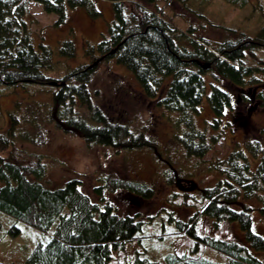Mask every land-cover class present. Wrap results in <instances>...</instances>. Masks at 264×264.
Masks as SVG:
<instances>
[{
	"label": "trees",
	"instance_id": "1",
	"mask_svg": "<svg viewBox=\"0 0 264 264\" xmlns=\"http://www.w3.org/2000/svg\"><path fill=\"white\" fill-rule=\"evenodd\" d=\"M29 1L38 3L45 13L57 15L58 22H63L68 9L74 8H85L92 18L101 15L94 0H0V92L2 87L33 86L41 91L45 88L50 96L43 106L42 122L32 118L34 114L28 119L20 117L16 112L20 101H15L8 111V126L0 133V212L49 234L47 241L33 247L23 264H108L126 243L138 238L141 222L137 215H120L104 192L123 190L150 199L154 189L143 181L108 177L105 183L94 187L98 199L93 200L81 190L77 178L48 187L43 181L45 166L41 159L14 146L15 135L20 132L25 141L42 145L44 127L52 124L64 133L80 135L88 146L152 150L157 146L155 140L132 127L134 118L128 117L127 106L124 110L127 103L109 102L108 96L106 102L93 100L90 82L96 68L102 61L114 60L133 73L144 98L175 116L173 139L185 155L201 159L222 136L226 109L235 111L231 94L216 82L209 81L206 94L204 77L208 72L230 82L243 102L255 100L264 107V62L254 54L264 49V24L253 37L224 28L234 38L225 37L211 47L206 41L192 38L193 27L187 33H178L177 27L163 16V9L156 6L157 0H107L112 3L114 18L107 36L86 46L84 54L90 64L73 67L58 79L49 74L55 62L54 50L43 42L34 45L25 20ZM175 1L199 16H204L201 11L209 2ZM224 1L238 8L248 2ZM148 5L154 9L148 10ZM57 52L59 58H73L76 48L71 39H65ZM246 56L255 59L256 66L247 65ZM200 64L209 67L204 69ZM204 98L212 114L210 133L208 128H198L194 120ZM8 146L11 149L3 154ZM211 166L217 176L198 194L171 193V204L177 198L183 205L195 207L196 212L185 221L177 218L172 208L175 229L168 233L172 235L171 243L184 235L192 246L182 254L168 252L163 263L264 264L260 257L264 254V238L252 229L254 207L264 223V132L246 135L242 145L235 144L225 158ZM176 178L173 170L165 171L169 186ZM199 215L214 220L215 229L223 221L237 223L247 244L198 233L195 220ZM8 231L16 236L20 228L14 225ZM163 234L158 235L160 239ZM208 250L222 254L225 261L203 256ZM145 263L131 260V264Z\"/></svg>",
	"mask_w": 264,
	"mask_h": 264
},
{
	"label": "rangeland",
	"instance_id": "2",
	"mask_svg": "<svg viewBox=\"0 0 264 264\" xmlns=\"http://www.w3.org/2000/svg\"><path fill=\"white\" fill-rule=\"evenodd\" d=\"M94 6L101 13L98 18H92L85 8H74L68 9L63 22H58L57 15L45 13L38 3L29 1L25 20L35 47L43 42L54 50L55 62L50 75L60 79L69 69L84 63L90 64L84 54L86 46L95 45L107 36L108 26L114 18L110 1L94 0ZM156 6L163 9V16L177 27L178 33H187L188 28L193 27L192 38L206 41L211 47L217 46L225 37L234 38L224 28L253 37L264 24V0H248L240 8L224 0H209L201 11L205 17L186 10L184 5L175 0H157ZM146 8L151 11L154 6L148 5ZM65 39H71L75 45L76 53L73 58L58 57V46ZM254 54L264 62V49L256 50ZM245 63L256 66V60L248 56ZM204 78L206 94L210 88L209 81L216 82L231 94L235 111L233 108L226 109L222 120V136L201 159L185 155L180 144L173 139L176 131L173 126L175 116L144 98L133 73L114 60L102 61L96 68L90 82L93 100L96 103L106 102L108 96L111 100L109 102L122 100L127 103L124 110L127 106L128 117L134 118L132 127L143 130L155 140L157 146L152 150L140 148L128 151L100 145L88 146L80 135L64 133L52 124L44 127L45 140L42 145L25 141L20 132L15 135L14 146L41 159L45 166L43 181L48 187L59 186L66 180L77 178L80 180L81 190L93 200L98 199L94 194V187L105 183L108 177L143 181L154 189V196L150 199L138 198L123 190L104 192L106 199L116 206L120 215H137L141 222L138 238L126 243L124 249L117 252L114 260L108 264H131L132 259H139L143 263L146 261L145 264H164L163 258L168 252H186L192 242L184 235L178 236L171 243L172 235L168 233L175 229L171 217L175 213L177 218L189 221L196 209L183 205L182 200L177 198L171 204V193L198 194L199 189L212 184L217 176L210 170L212 164L225 158L235 144L242 145L246 135L264 132V107H259L255 100L251 103L243 102L238 96L239 91L230 82L212 72H208ZM44 89L41 91L33 86L17 89L2 87L0 93L5 94L0 96V133H4L8 126L7 114L14 107L15 101L21 102L17 111L15 108L20 117L28 119L34 114L31 117L42 122L43 106L50 100ZM211 119V110L204 98L199 114L194 117L196 126L207 129ZM22 125L25 126L23 122ZM211 131L210 128L207 129L208 133ZM8 149L11 148L8 146L3 154ZM166 170H173L177 176L175 183L170 186L165 181ZM14 225L20 228L16 236L8 233ZM195 228L200 234L247 244L235 222L223 221L215 229L214 220L199 215L195 220ZM252 229L264 238V223L257 207L252 211ZM160 233H164L163 239L159 238ZM48 239V233L16 222L0 212V262L23 264L33 247ZM203 256L217 262L225 261L222 254L212 250L205 251ZM260 257L264 260V254Z\"/></svg>",
	"mask_w": 264,
	"mask_h": 264
},
{
	"label": "water",
	"instance_id": "3",
	"mask_svg": "<svg viewBox=\"0 0 264 264\" xmlns=\"http://www.w3.org/2000/svg\"><path fill=\"white\" fill-rule=\"evenodd\" d=\"M102 59L100 58V59H98L97 61H95L94 63H93V65H96L99 61H101ZM201 65V67L202 68H204V69H206V68H208L209 67V64H200Z\"/></svg>",
	"mask_w": 264,
	"mask_h": 264
}]
</instances>
